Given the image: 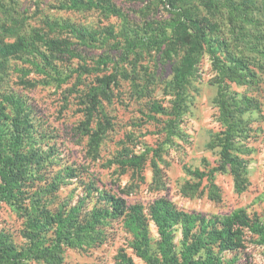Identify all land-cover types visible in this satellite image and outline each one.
<instances>
[{
    "label": "rangeland",
    "instance_id": "1",
    "mask_svg": "<svg viewBox=\"0 0 264 264\" xmlns=\"http://www.w3.org/2000/svg\"><path fill=\"white\" fill-rule=\"evenodd\" d=\"M0 35V144L52 160L0 174V264H264V0H0Z\"/></svg>",
    "mask_w": 264,
    "mask_h": 264
},
{
    "label": "trees",
    "instance_id": "2",
    "mask_svg": "<svg viewBox=\"0 0 264 264\" xmlns=\"http://www.w3.org/2000/svg\"><path fill=\"white\" fill-rule=\"evenodd\" d=\"M186 22H190L202 36H205L210 31L209 26L207 24H205V22L202 19L191 18V17L185 16L183 18V20L180 21L179 26L182 27V31H183L182 32L183 37H182L181 41L187 46H189L190 40L187 36V31H186V27H185ZM19 46H20L19 41H15L12 43L7 42V41H5L4 37L0 35V57L13 53L15 50H17L19 48ZM0 114L5 115L3 108H0ZM21 114H22V116H21ZM21 114L19 115V118L17 120L10 117L12 124H9V127L0 118V134H1V132H4V131H6V132L10 131L15 136L17 135V136H20V138H21L24 134V131H23L24 128L29 126V124H24V123L28 122L27 112H23ZM21 121L23 122V124H19ZM244 126H246V125L243 124V127ZM4 129H6V130H4ZM225 129H227V128L225 127ZM17 143H18V141H17ZM21 146L22 145L19 142L17 145V150H15L14 153H12V151L16 147V145H1L0 144V174L6 180V186L5 187L7 189L10 188L13 185V183H18L19 180L23 181V182H21V185H23V183H25V179H32V180L39 179V177L33 176L34 173L37 171V169H39V171H42L43 169H45V167L48 164L52 163L51 159L49 160V162H47L48 158L43 157V151L40 153V155L37 158H35V156H33V153L30 155H27V153L24 150H22ZM11 153L13 156H11ZM17 177H20V178H17ZM51 178L53 179L51 182H54V180H55L54 176H51ZM109 197H110V199L113 200V196L109 195ZM114 200L116 201V204L118 206V212H117V210L116 211L114 210L111 215L114 216L115 213L117 212L118 214H116V217H118L122 214V211L125 209V202L122 199H114ZM159 202H161V205H160L161 207L159 206L158 209L164 208V211L160 212L159 215H157L158 210H157V213H155V212L153 213L154 219L157 222H159L158 223L159 227H164V228L168 227L169 226L168 217L172 218L171 215H174L176 217V220H179L180 216H185L186 217L185 221L186 222L189 221L188 216L186 214H183L182 212L177 211L175 208L173 209L171 206H169V203L166 200L165 201L164 200L158 201L157 203H159ZM47 212L51 215L50 219H54V216H53L54 212L52 213L49 210H47ZM54 215L57 218L62 217V219H65V216H63V214H61V213H55ZM97 215H98V212L96 214L89 215L88 219H86V217L85 218L83 217L82 219H78V217L75 216L73 219L74 226H75V234H72L70 236L69 235L70 233L68 232V230L65 229L64 230V237H65L64 239H67L66 241L68 242L69 240H72L75 238L77 239V237H81L79 232L81 230H84V227H86L85 229H88L90 227L88 230V234L91 237L92 233L90 234V232L95 231L94 223L99 221V218L97 217ZM133 215H134L133 217L138 216V214H136V213ZM138 221H139V219H138ZM138 221H137V224H138ZM178 222H180V221H178ZM50 229H51V227L45 228L44 231L46 230V232H48ZM138 229L142 232L144 230L140 225H139ZM203 229H204V227L200 224L198 226V230H200V232L202 233ZM220 233L224 239V232H223L222 228L220 230ZM143 235L145 236V238L147 237V235L144 232H143ZM227 239L229 242H232L235 239V236L232 234L228 235ZM204 242H205V239H204L203 235L198 233L197 243L195 242L196 246L194 248V253H197V251H199L200 247H203ZM60 243H64V242H60ZM171 248H172V246H171ZM171 248L169 250V253H170L169 254V260H167V263H169V264H224L220 259H219V262H206V261L201 260L199 258L194 259L191 256H186V255L183 256V261L179 262L178 258L180 257V255L177 256V253H175V250H173ZM51 255H54V253H52ZM217 261H218V259H217Z\"/></svg>",
    "mask_w": 264,
    "mask_h": 264
}]
</instances>
